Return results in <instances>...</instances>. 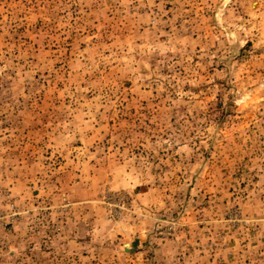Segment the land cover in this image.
<instances>
[{
  "label": "rangeland",
  "instance_id": "1",
  "mask_svg": "<svg viewBox=\"0 0 264 264\" xmlns=\"http://www.w3.org/2000/svg\"><path fill=\"white\" fill-rule=\"evenodd\" d=\"M0 264H264V0H0Z\"/></svg>",
  "mask_w": 264,
  "mask_h": 264
}]
</instances>
